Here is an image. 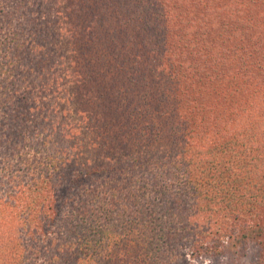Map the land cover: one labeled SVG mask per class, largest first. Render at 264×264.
I'll return each instance as SVG.
<instances>
[{
    "label": "trees",
    "instance_id": "16d2710c",
    "mask_svg": "<svg viewBox=\"0 0 264 264\" xmlns=\"http://www.w3.org/2000/svg\"><path fill=\"white\" fill-rule=\"evenodd\" d=\"M73 1L0 0V264H196L261 240L264 0ZM83 16L108 51L73 68L59 30ZM171 81L165 131L145 85Z\"/></svg>",
    "mask_w": 264,
    "mask_h": 264
},
{
    "label": "rangeland",
    "instance_id": "374dc122",
    "mask_svg": "<svg viewBox=\"0 0 264 264\" xmlns=\"http://www.w3.org/2000/svg\"><path fill=\"white\" fill-rule=\"evenodd\" d=\"M93 2H94V0H76V1H73L72 5L75 6L77 3V5L79 4V7L82 8V5H85V3H87L89 6H92ZM63 6L66 7L65 4H63ZM89 6H87L86 9H84V10H87L89 12V9H87ZM67 9L63 13L72 15V12L75 8H71L68 5ZM61 10H63V9L61 8ZM83 18H85V16H83ZM87 19L88 18H85L84 21H82V20L77 21L76 23H74L75 27L74 26L70 27V24L68 22V24H64L63 26H61V27H63L62 30H61V27L59 30L60 35H61V32L63 33V35H61L63 37H65L64 34L68 33V32H70L68 35L75 36V39H72L70 41L71 47L74 48V52L71 56L73 59H76V61L73 62V68L76 67L81 62H84L86 65L90 66V64L95 63L96 58L99 57V55H100V53H98L99 51L104 50L105 51L104 53H106V51H108V50H105V48H108V46L107 47L105 46V48H102V46H101L103 44V40L100 39V42L97 41V39L99 37L98 35H97V39H96V36L89 38V34H90V32L92 34V30L95 27V23L89 24L86 21ZM91 25L93 26L92 30H91ZM111 39L112 38L108 34L107 35V41L113 43V41ZM116 48L117 49L114 51L113 54L115 56L117 55L118 62H119L120 61V55L119 54L122 51L119 43H117ZM76 51H79V52H76ZM109 51H110V49H109ZM105 56H107V58L110 57L108 54H106ZM105 66L107 68L109 67V65H107V64ZM110 66H111V68L110 69L108 68V69L112 70V71H110L111 76L113 75V72H114V75H116L118 67L115 70H113L112 65H110ZM78 69L79 68L74 69V70H78ZM99 69L103 70V67L99 66L98 69H96V70H99ZM79 70L81 71V69H79ZM110 73H108V75H106L107 80L111 79ZM98 77L101 78V76H98ZM114 77H116V76H114ZM171 86H172V81H171V83H169L168 86H165V85L164 86H161V85L157 86V85H155V86H152V88H150L149 83L145 85V88L148 90V92H146V96H147V100H148V101H146L147 102L146 107L147 108L151 107V109H152V111H151L152 124H154L155 128H160V129H163L165 131H167L170 127V124H169L170 120H168V119H170V115H171V113H173V109L168 108L167 111H165V109L162 107H159L156 109V108H154L156 105H154L153 103H154V101H156L157 103L163 104L162 101H157L158 99L156 100V99H154V97H157L160 94L166 95V97H168L171 92L167 89L170 88ZM108 90H109V88H106L104 91L108 92ZM151 93L154 94L155 96H151V98H150ZM112 95H114V94H112V92H111L110 95H108L107 97L112 96ZM126 96H128V95H126ZM136 96L138 97V95H136ZM138 101H140V100L137 98V101L135 100L134 103H137ZM170 102L171 101H169L168 104ZM91 106H92V104L87 102V103H84L81 105V107H83L81 109L82 110L85 109L88 112V110L90 109ZM76 109H77L76 106L71 105L70 111L73 115H74V112L76 111ZM147 117L148 116L145 117V124H143V125H146L148 127L149 121H148ZM140 120H142V119H140ZM120 128L124 132H127V131L131 132V130L135 131L136 129H138L137 127H133V125L127 124V123H122ZM123 142H125V141H123ZM109 150H110V148H109ZM259 213H260L259 218L262 217V219H264V208L260 209ZM22 235H24V234H22ZM26 240H28V238ZM261 240L264 242V237H261ZM261 240H258L256 243L250 241V242L244 243L242 245L235 246L233 248L234 252H232L230 250L231 251V253H230V251H228L227 254H229V257L227 259L222 255L218 256V257H213V258L212 257H204V258H198L197 261H195L194 263H196V264H255V262L258 261L260 258L264 259V252H261V250L259 249V245H258V243ZM124 256L127 258L128 257L131 258L132 254L128 253V255H124ZM229 259H231L233 261V263H231V262L229 263ZM121 260H122V257H119L116 262L109 263V264H119ZM105 264H106V262H105Z\"/></svg>",
    "mask_w": 264,
    "mask_h": 264
}]
</instances>
